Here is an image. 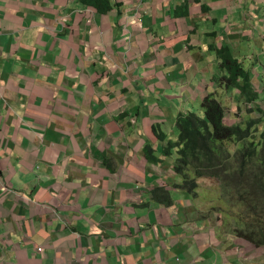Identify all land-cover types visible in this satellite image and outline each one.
<instances>
[{"label":"crops","instance_id":"0c3cea01","mask_svg":"<svg viewBox=\"0 0 264 264\" xmlns=\"http://www.w3.org/2000/svg\"><path fill=\"white\" fill-rule=\"evenodd\" d=\"M209 95L229 125L264 109V0H0V264H261L213 179L178 186Z\"/></svg>","mask_w":264,"mask_h":264},{"label":"trees","instance_id":"16d2710c","mask_svg":"<svg viewBox=\"0 0 264 264\" xmlns=\"http://www.w3.org/2000/svg\"><path fill=\"white\" fill-rule=\"evenodd\" d=\"M226 52V48L217 52L228 71L226 84L247 91L248 70ZM255 97L250 93L248 99ZM201 105L203 115L189 113L179 118V139L170 143L176 149L174 168L181 177L178 186L195 194L198 178L215 179L224 204L221 212L231 220V224L226 220L230 232L264 246V131L256 135V128H252L264 121V110L258 120L244 126H227L222 122L223 107L216 97L207 96ZM147 155L152 159L151 147H147Z\"/></svg>","mask_w":264,"mask_h":264},{"label":"rangeland","instance_id":"374dc122","mask_svg":"<svg viewBox=\"0 0 264 264\" xmlns=\"http://www.w3.org/2000/svg\"><path fill=\"white\" fill-rule=\"evenodd\" d=\"M225 53V51L223 52V54ZM201 107V111H202V114H204V108H203V106L201 105L200 106ZM200 108L197 110V111H193V112H191V113H194V114H197V115H202V114H200ZM225 123L226 124H229V123H232V122H230L229 121V119H227V120H225ZM179 128V127H178ZM175 129V131H174V133L172 134V136L174 137V138H176V140H178L179 139V134H180V129ZM175 140V141H176ZM179 147V146H178ZM213 187H214V192H219V187H218V184H217V182L214 180L213 181ZM223 206H224V204L223 203H221V205H220V209L221 208H223ZM222 213V212H221ZM228 219H230V218H228ZM232 227V229H233V226H231ZM236 236V235H235ZM237 237H240V236H237ZM240 238H243V237H240ZM255 246V245H254ZM258 249H259V255H257V257H259L258 258V260H260L261 261V264H264V247H257Z\"/></svg>","mask_w":264,"mask_h":264},{"label":"clouds","instance_id":"9594fccd","mask_svg":"<svg viewBox=\"0 0 264 264\" xmlns=\"http://www.w3.org/2000/svg\"><path fill=\"white\" fill-rule=\"evenodd\" d=\"M227 76V75H226ZM233 87H236V86H233ZM236 88H238V87H236ZM223 107V106H222ZM249 111H252L250 108L248 109ZM262 110H264V109H257L256 110V112H257V116L255 117V118H253V119H251V120H258L259 118H260V116H261V114H260V111H262ZM225 110H224V107H223V117H222V122L225 124V125H227V126H231V124L229 125V124H226L225 122H224V120H223V118H224V115H225V112H224ZM191 113V112H190ZM189 114V113H188ZM187 114V115H188ZM203 115V114H202ZM251 120H249V121H251ZM264 123V121H260V122H258L257 124H259V123ZM237 124H240V125H242V126H244L245 124H242V123H237ZM257 124H254L253 126H252V128H256V135H258L260 132H262V131H264V130H261V131H258V129H257V127H255V125H257ZM233 125H235V124H233ZM202 178H208V177H202ZM211 179H213V178H211ZM213 180H215V179H213ZM216 181V180H215ZM217 182V181H216ZM217 184H218V182H217ZM218 187H219V185H218ZM195 193H196V191H195ZM218 199H219V192H218ZM219 201H220V199H219ZM222 203V202H221ZM219 210L221 211V209L219 208ZM223 214V213H222ZM223 216L226 218V220L227 221H229V223L231 224V220L230 219H228V217H226L224 214H223ZM249 241V240H248ZM252 243V242H251ZM255 247H258L257 245H255ZM260 247H264V246H260Z\"/></svg>","mask_w":264,"mask_h":264},{"label":"built area","instance_id":"2783aa9c","mask_svg":"<svg viewBox=\"0 0 264 264\" xmlns=\"http://www.w3.org/2000/svg\"><path fill=\"white\" fill-rule=\"evenodd\" d=\"M39 250H41V249L39 248Z\"/></svg>","mask_w":264,"mask_h":264}]
</instances>
